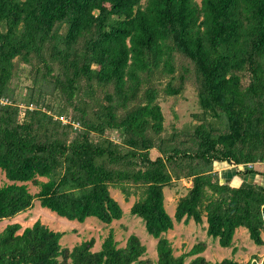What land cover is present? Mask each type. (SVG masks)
<instances>
[{"label":"trees","instance_id":"obj_1","mask_svg":"<svg viewBox=\"0 0 264 264\" xmlns=\"http://www.w3.org/2000/svg\"><path fill=\"white\" fill-rule=\"evenodd\" d=\"M16 59L35 67L34 87L45 85L59 106L39 89L20 112L9 90ZM189 81L203 122L165 138L158 96L177 97ZM69 111L70 122L62 123ZM214 163L230 167L227 180ZM258 165L264 0H0V222L38 201L68 221L95 218L108 226L123 215L109 192L115 188L126 200L139 195L129 213L156 240L155 264H185L205 245L174 255L163 195L184 180L191 187L177 202L176 223L205 219L207 237L224 249L242 228L262 247L264 186L239 179H264ZM20 229L0 231V264H151L141 260L145 247L134 235L118 248L109 232L93 252V239L62 248L64 234L38 221ZM188 264L211 263L196 257Z\"/></svg>","mask_w":264,"mask_h":264},{"label":"rangeland","instance_id":"obj_2","mask_svg":"<svg viewBox=\"0 0 264 264\" xmlns=\"http://www.w3.org/2000/svg\"><path fill=\"white\" fill-rule=\"evenodd\" d=\"M195 1L200 3L201 0ZM34 70L35 67L21 63L18 59L13 62V77L9 82V90L13 92L11 95L12 99L20 107V112L23 111L26 105L28 99L27 97L30 94H36L39 89L43 90L42 97L45 96L44 101L47 104H54L55 107L61 104H57L55 94L49 96L50 90L46 89L45 85L34 87L32 83ZM162 88L163 85H161L160 89ZM157 100L163 116L162 136L165 138L172 136V134L179 135L182 131H190L193 127L199 126L203 122V111L198 105L197 90L193 81L186 82L182 92L177 97H167L164 96L163 93H160ZM56 116L57 111L54 113V117ZM71 116L72 112L69 111L68 114H63V117L60 118L64 120V123H68L70 122ZM206 120L212 122L210 118H207ZM214 124L217 123L215 122ZM74 126L76 127V125ZM109 138L117 140L118 135L112 134ZM155 157L156 154L153 151L151 153V158L154 159ZM229 168L230 167L226 164L219 163H214L212 166V170L217 172L220 178L222 177L221 179H223V181L227 180L223 176L229 173ZM255 169L258 173H264V165H258ZM239 179L241 181L245 180L250 184L259 185L262 177L246 176L240 177ZM40 181L45 182L44 179H40ZM4 183H6V180L3 173L0 171V186ZM27 187L31 194H36L38 191V189L30 183L27 184ZM190 187L191 184L183 180L175 182L172 188L167 187L163 190L164 209L173 221V229L167 232L165 237L171 243L174 255L179 256L182 254H188L193 247L203 244L205 245V251L186 258L185 264H188L196 257L204 258L211 264L220 262L223 259H232L237 263L246 264L256 257L260 264L264 258V245L262 247L254 245V243L249 239L248 233L245 229H238L233 236L232 247L224 249L219 246L217 240L207 237L205 233V219H203V223L201 225H196L193 221H190L188 224L175 222L174 213L177 202L181 197L185 196L187 189ZM109 192L112 199L118 203L123 215L119 221H114L108 226L99 222L95 218H88L84 223L68 221L64 218L58 217L49 210L41 208L39 202L34 201L32 209L16 216L13 219L0 222V231H2L7 225L17 224L21 228L18 233H21L23 229L32 226L36 221H38L49 230L64 234L60 240L62 248L72 249L81 242L93 239L95 241L92 249L93 252L100 250V247L109 232H112L114 235V240L118 244V248L124 247L128 238L131 235H134L145 247V254L141 260L150 261L151 264H155L156 240L146 233L143 222L140 219L131 216L129 213L132 205L139 201V195H130L126 200V197L122 195L118 189L110 188Z\"/></svg>","mask_w":264,"mask_h":264},{"label":"built area","instance_id":"obj_3","mask_svg":"<svg viewBox=\"0 0 264 264\" xmlns=\"http://www.w3.org/2000/svg\"><path fill=\"white\" fill-rule=\"evenodd\" d=\"M1 103H2V104H6L7 101H6V100H3V101H1ZM30 108H31V107H30ZM59 120H60L62 123H64V122H63L64 120H63L62 118H60ZM65 123H66V122H65Z\"/></svg>","mask_w":264,"mask_h":264},{"label":"crops","instance_id":"obj_4","mask_svg":"<svg viewBox=\"0 0 264 264\" xmlns=\"http://www.w3.org/2000/svg\"><path fill=\"white\" fill-rule=\"evenodd\" d=\"M258 177H259V176H258ZM262 182H263V183H262ZM260 184H262L261 186H264V179H263V178H262ZM260 184H259V185H260ZM236 231H237V230H236ZM236 231H235V232H236Z\"/></svg>","mask_w":264,"mask_h":264}]
</instances>
